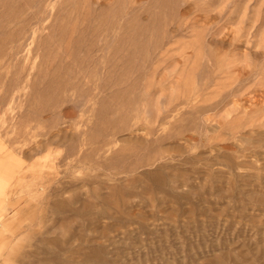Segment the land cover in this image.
Here are the masks:
<instances>
[{"label":"rangeland","instance_id":"rangeland-1","mask_svg":"<svg viewBox=\"0 0 264 264\" xmlns=\"http://www.w3.org/2000/svg\"><path fill=\"white\" fill-rule=\"evenodd\" d=\"M0 264H264V0H0Z\"/></svg>","mask_w":264,"mask_h":264}]
</instances>
